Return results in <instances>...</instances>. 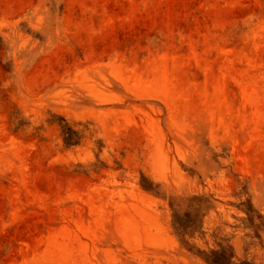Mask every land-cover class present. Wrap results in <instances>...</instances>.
Here are the masks:
<instances>
[{"label":"rangeland","instance_id":"obj_1","mask_svg":"<svg viewBox=\"0 0 264 264\" xmlns=\"http://www.w3.org/2000/svg\"><path fill=\"white\" fill-rule=\"evenodd\" d=\"M0 264H264V0H0Z\"/></svg>","mask_w":264,"mask_h":264},{"label":"trees","instance_id":"obj_2","mask_svg":"<svg viewBox=\"0 0 264 264\" xmlns=\"http://www.w3.org/2000/svg\"><path fill=\"white\" fill-rule=\"evenodd\" d=\"M178 228H180V227H178Z\"/></svg>","mask_w":264,"mask_h":264}]
</instances>
